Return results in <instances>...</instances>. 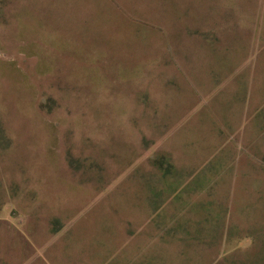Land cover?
<instances>
[{"label": "rangeland", "instance_id": "374dc122", "mask_svg": "<svg viewBox=\"0 0 264 264\" xmlns=\"http://www.w3.org/2000/svg\"><path fill=\"white\" fill-rule=\"evenodd\" d=\"M0 264H264V0H0Z\"/></svg>", "mask_w": 264, "mask_h": 264}]
</instances>
